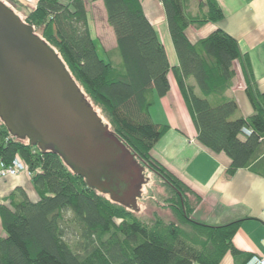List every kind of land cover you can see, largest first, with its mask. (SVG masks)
<instances>
[{
	"label": "trees",
	"instance_id": "16d2710c",
	"mask_svg": "<svg viewBox=\"0 0 264 264\" xmlns=\"http://www.w3.org/2000/svg\"><path fill=\"white\" fill-rule=\"evenodd\" d=\"M102 1L119 64L100 56L85 0H38L26 22L56 50L94 107L109 118L113 133L176 193L172 205L179 221L141 220L133 209L89 187L58 152L13 137L0 119V161L10 165L20 156L39 195L33 202L18 187L8 204L0 203L5 231L0 264H220L228 252L234 264H247L251 255L233 244L241 220L211 225L194 219L201 198L194 194L193 204L187 196L192 191L151 154L170 126L155 123L150 108L171 90L173 72L193 113L198 141L231 159L230 176L245 168L264 176V93L246 75L254 109L248 118L227 96L236 77L233 64L244 57L238 41L221 29L196 43L186 34L191 25L222 19L221 9L210 0L208 13L192 16L186 0H162L179 58V66L172 67L141 0ZM245 127L250 135L243 133Z\"/></svg>",
	"mask_w": 264,
	"mask_h": 264
},
{
	"label": "crops",
	"instance_id": "0c3cea01",
	"mask_svg": "<svg viewBox=\"0 0 264 264\" xmlns=\"http://www.w3.org/2000/svg\"><path fill=\"white\" fill-rule=\"evenodd\" d=\"M85 1L92 33L89 2ZM98 1L103 4L102 0ZM211 1L221 9L223 18L199 27L191 25L186 34L192 43H196L221 29L238 41L244 57L233 64L236 77L227 96L238 102L239 115L248 118L254 113V109L246 93V75L264 93V0ZM141 2L146 16L165 46L170 65L179 66L162 0ZM186 9L192 16L204 15L210 9V0H186ZM92 37L96 39L93 33ZM97 47L100 53L99 46ZM116 47L114 36L113 48ZM169 79L171 90L166 96L157 98L150 108L151 118L155 123L170 126L169 131L153 147L152 156L201 198L199 221L225 225L241 220L233 236V244L249 255L264 257V176L246 168L239 169L232 176L228 174L231 159L223 152H213L198 141L193 113L173 72L169 74ZM18 187L25 190L29 199H39L31 176L23 172L16 176H0V203L8 204L7 197ZM0 236H5L1 217ZM235 260L232 253L228 252L220 264H234Z\"/></svg>",
	"mask_w": 264,
	"mask_h": 264
},
{
	"label": "water",
	"instance_id": "95a60500",
	"mask_svg": "<svg viewBox=\"0 0 264 264\" xmlns=\"http://www.w3.org/2000/svg\"><path fill=\"white\" fill-rule=\"evenodd\" d=\"M0 119L13 137L54 150L89 187L141 213L152 175L113 133L66 64L0 0Z\"/></svg>",
	"mask_w": 264,
	"mask_h": 264
},
{
	"label": "rangeland",
	"instance_id": "374dc122",
	"mask_svg": "<svg viewBox=\"0 0 264 264\" xmlns=\"http://www.w3.org/2000/svg\"><path fill=\"white\" fill-rule=\"evenodd\" d=\"M8 5H10L25 21L30 16V14L34 11L38 2L35 0H3ZM89 2V10H90V23L92 26V33L94 38H96V43L100 49V56L105 59V61H112L114 64H119L120 54L117 48H113L114 46V32L109 26L107 22L106 11L103 7L102 2L98 0H88ZM36 28V27H35ZM40 33V31H38ZM41 34V33H40ZM89 100L92 99L89 97ZM95 104V103H94ZM96 110L99 112L100 116L103 120L110 124L109 118L103 113L102 109L95 104ZM145 171L148 174L152 175V182L145 183V190L141 197L139 198L141 204L140 209L141 213L134 212V215L141 220L151 223L155 221V219L160 218L164 222L168 223L170 221L178 222L179 219L176 217L174 212V199L176 200V193L172 190V188L164 181L161 176L155 173L152 169L144 164ZM29 176H32V173L29 171H25ZM186 186V185H185ZM190 189V188H188ZM191 190V189H190ZM187 194V193H186ZM189 200L196 205V196L189 192L187 194ZM36 202V200H32ZM200 203L196 206V209L192 215V217L196 220L201 219L200 214ZM173 203V205H172ZM202 210V208H201Z\"/></svg>",
	"mask_w": 264,
	"mask_h": 264
},
{
	"label": "built area",
	"instance_id": "2783aa9c",
	"mask_svg": "<svg viewBox=\"0 0 264 264\" xmlns=\"http://www.w3.org/2000/svg\"><path fill=\"white\" fill-rule=\"evenodd\" d=\"M243 133L245 135H250L252 131L251 129L245 127L243 129ZM25 171H29V166L18 155L14 158V160L12 161L10 165H5L3 162H1V167H0L1 177L16 176ZM247 264H264V257L258 254H253L251 255Z\"/></svg>",
	"mask_w": 264,
	"mask_h": 264
}]
</instances>
